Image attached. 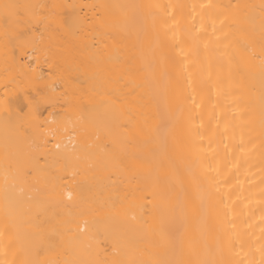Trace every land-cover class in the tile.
<instances>
[{
    "label": "bare ground",
    "instance_id": "1",
    "mask_svg": "<svg viewBox=\"0 0 264 264\" xmlns=\"http://www.w3.org/2000/svg\"><path fill=\"white\" fill-rule=\"evenodd\" d=\"M0 261L264 264V0H0Z\"/></svg>",
    "mask_w": 264,
    "mask_h": 264
},
{
    "label": "snow or ice",
    "instance_id": "2",
    "mask_svg": "<svg viewBox=\"0 0 264 264\" xmlns=\"http://www.w3.org/2000/svg\"><path fill=\"white\" fill-rule=\"evenodd\" d=\"M30 7V5L24 4L4 3L0 5V8L3 9L2 18L9 24L18 23L20 18ZM262 8H264V5H262ZM262 30H264V23H262ZM262 63H264V61H262ZM0 264H4V262L0 261Z\"/></svg>",
    "mask_w": 264,
    "mask_h": 264
}]
</instances>
